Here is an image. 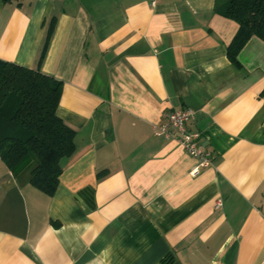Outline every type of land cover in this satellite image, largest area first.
<instances>
[{
  "label": "crops",
  "instance_id": "crops-1",
  "mask_svg": "<svg viewBox=\"0 0 264 264\" xmlns=\"http://www.w3.org/2000/svg\"><path fill=\"white\" fill-rule=\"evenodd\" d=\"M13 0L0 60L62 82L75 131L53 196L31 164L0 160V264H260L264 257V41L226 56V0ZM51 19L55 26L38 58ZM189 108L210 165L153 135ZM55 224L57 226H55Z\"/></svg>",
  "mask_w": 264,
  "mask_h": 264
},
{
  "label": "trees",
  "instance_id": "trees-1",
  "mask_svg": "<svg viewBox=\"0 0 264 264\" xmlns=\"http://www.w3.org/2000/svg\"><path fill=\"white\" fill-rule=\"evenodd\" d=\"M13 0H0V6ZM214 13L233 21L237 31L226 47L230 63L252 37L264 41V0H226L216 3ZM55 26L46 30L38 66L44 59ZM62 82L0 60V160L11 172L31 164L28 183L47 197L54 195L61 175V160L76 150L75 131L57 115ZM55 226H57L55 224ZM171 256L161 260L170 264Z\"/></svg>",
  "mask_w": 264,
  "mask_h": 264
},
{
  "label": "built area",
  "instance_id": "built-area-1",
  "mask_svg": "<svg viewBox=\"0 0 264 264\" xmlns=\"http://www.w3.org/2000/svg\"><path fill=\"white\" fill-rule=\"evenodd\" d=\"M150 5L154 6L155 0ZM193 118L194 112L189 108L173 110L165 119L153 126V135L177 143L188 156L197 161L191 172L197 174L201 168L210 165L211 154L200 146V134L188 129V123ZM260 264H264V257Z\"/></svg>",
  "mask_w": 264,
  "mask_h": 264
}]
</instances>
